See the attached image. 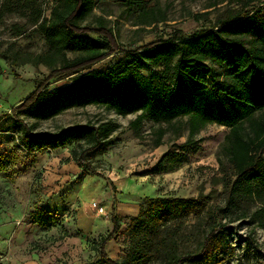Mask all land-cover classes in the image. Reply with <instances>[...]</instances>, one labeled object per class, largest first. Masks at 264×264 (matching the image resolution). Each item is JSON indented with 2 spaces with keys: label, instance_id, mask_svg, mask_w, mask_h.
Wrapping results in <instances>:
<instances>
[{
  "label": "rangeland",
  "instance_id": "obj_1",
  "mask_svg": "<svg viewBox=\"0 0 264 264\" xmlns=\"http://www.w3.org/2000/svg\"><path fill=\"white\" fill-rule=\"evenodd\" d=\"M3 2L0 0V145L15 150L18 158L0 170V264H99L97 242L113 230V212L120 232L105 248L112 258L126 260L131 253V239L125 230L138 215L145 197L157 196L203 202L202 213L190 214L175 234L180 252L199 251L211 226L226 225L218 232L219 262L186 264H264L262 203L236 193V201L228 203L236 180L221 151L228 127L208 124L191 147L185 144L189 132L186 117L172 125L146 120L134 130L130 121L136 114L121 116L95 105L76 106L48 120L20 111L17 117L13 115L12 108L46 79L50 67L31 60L46 53L48 45L37 26L30 24L29 12L13 9L2 15ZM130 2L96 0L92 15L81 22L82 26L92 30L101 25L110 28L119 50L167 38L175 30L191 34L216 25L218 28L219 22L243 14L249 19L247 40L264 36V0H144L142 7ZM38 5L49 16L54 0H38ZM90 35L106 41L98 32ZM119 50L116 56L89 69L114 64L122 55ZM75 54L68 52L70 58ZM76 75L55 77L48 86H64ZM16 118L39 132L88 122L114 121L120 127L111 134V146L86 155L97 174L89 171L83 175L72 159L74 149L86 146L83 140L29 155L21 140L23 125ZM160 127L167 132L163 143L155 147ZM44 213L57 214L59 221L41 224L39 216ZM150 264L165 263L154 259Z\"/></svg>",
  "mask_w": 264,
  "mask_h": 264
},
{
  "label": "trees",
  "instance_id": "obj_2",
  "mask_svg": "<svg viewBox=\"0 0 264 264\" xmlns=\"http://www.w3.org/2000/svg\"><path fill=\"white\" fill-rule=\"evenodd\" d=\"M130 3L142 7L144 0ZM95 6L96 0H54L50 15L45 16L38 0H4L2 15L13 9L29 12L30 24L37 26L48 45L46 53L31 60L50 67L46 79L12 108L13 115L17 117L20 111L48 120L76 106L95 105L121 116L136 114L130 121L134 130H139L146 120L172 125L186 117L189 132L185 144L191 147L208 124L228 127L221 151L236 176L228 203L235 202L239 194L260 200V209L264 210V36L247 40L248 14L221 21L218 28L216 25L191 34L175 30L167 38L119 50L110 28L101 25L92 30L82 26ZM93 31L106 41L93 38ZM118 50L122 55L114 64L89 69L116 56ZM70 51L76 52L73 58L68 56ZM86 69L89 70L84 72ZM72 74L77 75L68 84L49 88L51 79ZM16 121L23 125L21 140L29 155L83 140L86 146L72 151V159L83 175L89 171L97 174L86 155L111 146V134L120 127L114 121L88 122L39 132L22 119ZM166 132L162 127L156 130L155 147L163 143ZM17 158L15 150L0 145V170L7 169ZM202 208L203 202L195 198L145 197L138 215L125 230L131 239V253L123 261L112 258L105 248L120 232L113 212V230L97 242L99 264H150L154 259L165 264L219 262L218 232L226 225L211 226L199 251L180 252L175 238L190 214H201ZM39 221L52 225L59 217L44 213Z\"/></svg>",
  "mask_w": 264,
  "mask_h": 264
},
{
  "label": "built area",
  "instance_id": "obj_3",
  "mask_svg": "<svg viewBox=\"0 0 264 264\" xmlns=\"http://www.w3.org/2000/svg\"><path fill=\"white\" fill-rule=\"evenodd\" d=\"M100 211H102V212H103V211H104V208H103V207H102V208H100Z\"/></svg>",
  "mask_w": 264,
  "mask_h": 264
}]
</instances>
